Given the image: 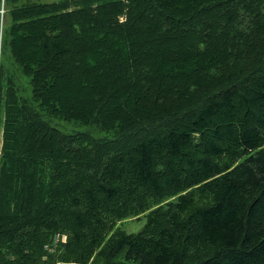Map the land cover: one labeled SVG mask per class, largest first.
Returning <instances> with one entry per match:
<instances>
[{"label": "trees", "instance_id": "1", "mask_svg": "<svg viewBox=\"0 0 264 264\" xmlns=\"http://www.w3.org/2000/svg\"><path fill=\"white\" fill-rule=\"evenodd\" d=\"M7 2L0 264H264V0Z\"/></svg>", "mask_w": 264, "mask_h": 264}, {"label": "rangeland", "instance_id": "2", "mask_svg": "<svg viewBox=\"0 0 264 264\" xmlns=\"http://www.w3.org/2000/svg\"><path fill=\"white\" fill-rule=\"evenodd\" d=\"M25 1L30 2H42L47 3L54 0H19L18 5L22 4ZM8 2L5 4L6 15L4 23L0 25V64L2 66V71L4 77H10L14 82L15 86L19 88V96L23 98H30V78L23 74L21 67L14 61L10 47H9V36H8V23L7 22V11H8ZM1 19V18H0ZM1 24V22H0ZM73 84V83H72ZM69 96L73 97H83V94L78 93V91L72 86L67 92ZM77 98V99H78ZM74 99V98H73ZM47 119V117H46ZM49 124L57 128L63 133L73 134V133H89L94 138H104L105 136H110L109 133L102 132L96 127H91L87 125H80L73 121H64L60 119H47ZM145 224V217H141L140 220L127 221L119 224L118 227L129 234H136L140 232Z\"/></svg>", "mask_w": 264, "mask_h": 264}, {"label": "built area", "instance_id": "3", "mask_svg": "<svg viewBox=\"0 0 264 264\" xmlns=\"http://www.w3.org/2000/svg\"><path fill=\"white\" fill-rule=\"evenodd\" d=\"M5 4H6V0H0V22H1V26L4 23V19H5V15H6V9H5ZM1 28V27H0ZM65 237H61V242H65Z\"/></svg>", "mask_w": 264, "mask_h": 264}]
</instances>
